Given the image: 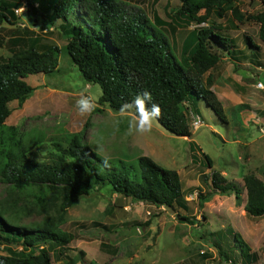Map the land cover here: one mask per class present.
<instances>
[{
  "label": "rangeland",
  "instance_id": "374dc122",
  "mask_svg": "<svg viewBox=\"0 0 264 264\" xmlns=\"http://www.w3.org/2000/svg\"><path fill=\"white\" fill-rule=\"evenodd\" d=\"M120 1L129 11H142L165 37L177 59L184 39L194 28L215 24L234 39L237 48L244 49L245 56L233 59L221 54L218 64L202 76L203 81L212 79L210 88L222 103L225 122L202 100L195 101L199 115L193 113L191 104L185 103L191 140L199 147L198 161L192 162L188 138L168 133L157 121H153L151 132L137 133L133 114H120L107 104H98L101 88L82 78L63 49L67 37L60 30V20L33 22L22 6L13 24L0 25V58L11 55L16 46L10 40L17 38L23 39L17 44L19 48H62L57 70L26 77L33 92L22 103H9L5 124L15 127L24 141L31 142V157L40 162L53 160L59 152L56 144L67 147L73 135L95 152L107 169L123 170L128 164L135 165L139 155H147L162 167L179 173L188 209L177 211L198 220L194 224L181 221L176 212L162 206L133 201L112 192L106 184L96 185L65 212L61 228L70 231L73 240L59 249L56 244H47L53 264H81L82 259L96 264H242L232 232L238 233L249 252L256 254V263L264 264V216L253 218L246 214L242 181L243 175L253 172L264 182V90L257 87L264 83V44L257 36L258 23L238 21L234 15V9L243 17L256 14L264 10V4L261 0H233L223 17L211 13L207 23L199 25L176 19L174 11L180 0ZM246 36L260 45L254 55L245 50ZM82 97L95 100L90 115L81 116L78 112L76 102ZM193 119H199L198 128ZM202 152L209 155L214 168L228 181L237 184V197L234 193L208 195L210 188L200 178V174L209 171ZM6 193L7 185L0 180V199ZM198 193L208 196L203 204ZM50 214L56 215V210ZM41 220V215L33 214L22 217L20 223ZM57 250L65 256L57 257ZM0 253H6L3 244Z\"/></svg>",
  "mask_w": 264,
  "mask_h": 264
},
{
  "label": "trees",
  "instance_id": "16d2710c",
  "mask_svg": "<svg viewBox=\"0 0 264 264\" xmlns=\"http://www.w3.org/2000/svg\"><path fill=\"white\" fill-rule=\"evenodd\" d=\"M180 2L174 11L176 19L200 25L207 23L211 13L223 17L233 0ZM261 2L264 4V0ZM22 6L33 22L61 21L60 30L67 37L63 49L82 78L100 86L98 104H107L119 112L121 105L127 103L129 107L123 112L134 114L135 97L150 92L152 99H145L146 107L160 106L157 122L168 133L189 138L191 160L198 161L196 149L199 147L191 140L185 103L191 104L193 113L198 114L195 101L202 100L225 122L222 103L210 88L212 79L208 77L203 81L202 76L218 64L221 54L233 59L245 56L244 49L237 48L234 39L225 35L219 25L194 28L184 39L180 59H177L165 37L142 11H129L120 0H0V25L13 24ZM234 15L238 21L246 19L258 23L257 36L264 44V10L243 17L234 9ZM22 41L11 39L10 43L16 48L11 49L10 56L0 58V180L7 185L6 196L0 199V244L6 250L0 253V264H53L47 244L65 248L74 238L70 231L61 228L65 212L78 197L89 194L100 184L108 185L112 192L133 201L176 212L181 221L198 222L177 211L188 209L179 173L162 167L147 155H139L136 164H128V167L121 162V166L126 167L123 170L107 169L99 162V156L73 135L67 147L56 144L59 152L51 161L40 162L30 156L31 142L24 141L15 127L5 124L10 114L9 103H22L33 92L34 87L26 82V77L57 70L62 48L57 45L19 48L17 44ZM244 44L250 55L260 48L248 36ZM201 155L209 170L200 174L201 181L210 188L208 195L234 193L237 197V184L214 168L208 154L202 152ZM242 181L246 214L263 217V180L249 172L243 175ZM198 194L203 204L208 196ZM52 210H56V215L50 214ZM33 214L41 215L42 220L20 223L22 217ZM232 234L239 246L241 263L257 264L256 254L249 252L238 233ZM59 255H64L61 250L56 251V256ZM81 264L96 263L82 259Z\"/></svg>",
  "mask_w": 264,
  "mask_h": 264
},
{
  "label": "clouds",
  "instance_id": "9594fccd",
  "mask_svg": "<svg viewBox=\"0 0 264 264\" xmlns=\"http://www.w3.org/2000/svg\"><path fill=\"white\" fill-rule=\"evenodd\" d=\"M257 87L264 90V83H259ZM145 99L151 100V93L145 91L142 95H137L135 97L136 111L133 114L136 120V132L137 133H149L152 130L153 121H158L161 115V108L158 104H152L151 109L147 108L145 105ZM78 112L81 116L90 115L95 109L94 99L80 98L76 102ZM129 107L127 103L121 105L119 112L123 113L125 108ZM131 123L129 125V132L131 133Z\"/></svg>",
  "mask_w": 264,
  "mask_h": 264
},
{
  "label": "built area",
  "instance_id": "2783aa9c",
  "mask_svg": "<svg viewBox=\"0 0 264 264\" xmlns=\"http://www.w3.org/2000/svg\"><path fill=\"white\" fill-rule=\"evenodd\" d=\"M261 83V82H260ZM194 121H193V124H194V126H195V128H198L199 127V125H200V121H199V119H193Z\"/></svg>",
  "mask_w": 264,
  "mask_h": 264
},
{
  "label": "crops",
  "instance_id": "0c3cea01",
  "mask_svg": "<svg viewBox=\"0 0 264 264\" xmlns=\"http://www.w3.org/2000/svg\"><path fill=\"white\" fill-rule=\"evenodd\" d=\"M211 86H212V85H211ZM197 112H198V114H199V111H198V109H197ZM198 114H197V115H198ZM186 138H187V137H186ZM188 139H189V138H188ZM222 172H223V171H222ZM223 173H224V172H223Z\"/></svg>",
  "mask_w": 264,
  "mask_h": 264
}]
</instances>
